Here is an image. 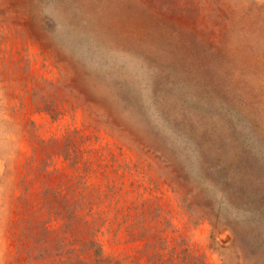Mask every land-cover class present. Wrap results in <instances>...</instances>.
<instances>
[{
  "label": "rangeland",
  "instance_id": "rangeland-1",
  "mask_svg": "<svg viewBox=\"0 0 264 264\" xmlns=\"http://www.w3.org/2000/svg\"><path fill=\"white\" fill-rule=\"evenodd\" d=\"M241 1L251 6V14L241 15L228 50L218 53L209 44L218 30L212 21L196 37L170 33L173 51L162 52L161 30L153 31L158 19L125 15V7L140 5L137 0H0V264H18L11 227L18 182L33 146L28 121L34 119L46 138L62 135L68 126L90 131L89 107L112 114L125 108L123 123L138 131L137 144L153 149L146 157L176 160L194 182L206 177L207 162L228 165L230 175L240 177L239 188L260 192V200L250 207L229 203L214 181L205 179L204 192L215 200L221 224L216 239L229 244L237 236L264 244V0ZM153 47L168 56L163 67L170 77L161 82L141 54ZM35 81L41 83L37 95L58 104L57 119L32 103ZM22 97V113L14 112ZM107 129L102 128L103 141H120ZM122 142L124 157L136 160L137 145ZM223 173L219 167L212 172ZM169 194L177 224L212 263L221 264L219 251L210 246L211 223L187 225L178 195ZM237 195L242 196L240 189ZM104 244L108 250L116 247L107 237Z\"/></svg>",
  "mask_w": 264,
  "mask_h": 264
},
{
  "label": "trees",
  "instance_id": "trees-1",
  "mask_svg": "<svg viewBox=\"0 0 264 264\" xmlns=\"http://www.w3.org/2000/svg\"><path fill=\"white\" fill-rule=\"evenodd\" d=\"M137 1V8L125 7V15L138 18L145 13L158 19L153 31H162L157 33L163 39L159 43L162 52L173 51L170 33L186 32L196 37L208 31L205 25L211 21L218 30L216 40L209 44L216 46L218 53L224 48L227 51L234 26L242 14L252 11L241 0ZM202 2L210 7H203ZM155 47L145 48L141 54L151 74L161 82L170 77L163 67L168 56H160ZM175 53L182 61L179 51ZM40 84L35 81L36 86L31 87L36 97L32 103L57 119L58 104L45 94L37 95ZM25 105L22 97L14 112L22 113ZM100 110H85L90 117V131L87 127L68 126L62 135L49 138L39 135L34 119L28 121L33 146L18 182L14 207L17 217L11 227L15 239L13 256L18 264H214L188 230L177 224L169 191L178 195L177 207L186 215L187 225L197 226L205 220L211 223L210 246L219 251L221 264H264L262 242L237 236L229 244L217 241L220 219L215 200L204 192V180L211 178L225 200L244 207L258 205L260 192L253 194L245 187L239 188L240 177L230 175L223 162L203 165L204 161L206 177L196 176L194 182L176 160L161 155L158 160L147 158L153 149L137 144L138 131L123 123L125 108L115 114ZM103 127H109L107 132L121 142L112 145L103 141ZM127 140L137 145L140 154L136 160L124 157L126 147L122 141ZM216 167L225 173L214 176ZM104 237L116 247L108 250Z\"/></svg>",
  "mask_w": 264,
  "mask_h": 264
}]
</instances>
